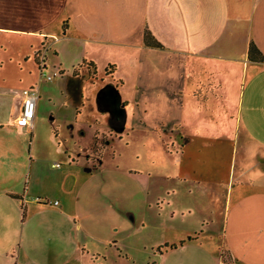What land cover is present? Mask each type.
<instances>
[{
  "label": "crops",
  "instance_id": "obj_1",
  "mask_svg": "<svg viewBox=\"0 0 264 264\" xmlns=\"http://www.w3.org/2000/svg\"><path fill=\"white\" fill-rule=\"evenodd\" d=\"M8 34L32 40L23 88L0 102V264H223L221 245L264 264V0H0V45ZM85 61L96 79L75 74ZM3 68L0 99L13 91ZM48 82L67 99L58 123ZM26 88L36 118L18 128ZM89 132L91 150L107 144L81 172ZM124 135L171 141L174 161L155 154L172 172L104 163Z\"/></svg>",
  "mask_w": 264,
  "mask_h": 264
},
{
  "label": "rangeland",
  "instance_id": "obj_2",
  "mask_svg": "<svg viewBox=\"0 0 264 264\" xmlns=\"http://www.w3.org/2000/svg\"><path fill=\"white\" fill-rule=\"evenodd\" d=\"M30 38L25 37L24 35H17V34H8L3 43L0 45L2 46L0 48V56L3 57L2 60H0V63L2 61V63L4 64V68L2 70L3 73H6L9 78L11 79L9 81L10 85L9 87L13 88V91H11L10 93L8 92L6 96H2V98L0 99L1 105L6 106V111L10 108L9 105V100L10 97H12L14 95V93L18 90L23 88L22 86V82L20 81V79L22 78L20 75V71H19V67L17 66V60L22 56V53H26L27 50L31 51L30 46H28L27 42H29ZM44 52V51H43ZM42 53V52H41ZM42 58V56H41ZM22 65H25L22 63ZM23 67V66H20ZM87 69L89 72V77L91 78H97L98 76L95 75V77L93 76V72H94V68L91 67L89 65V63L86 64H82L81 66L77 67L75 69V74L78 76H83V73H81L83 71V69ZM131 68L128 64H124L123 68H121L120 73H117V75L119 76L120 74L123 73H127L130 74ZM88 77V74H87ZM57 81V79L53 80L52 82ZM52 82H48L47 84H49V88H51V93H56L53 97V101L50 103L52 105H54V107H49L48 114L51 116V114L54 113V116L56 117L57 123L59 121H62L63 117L61 112L63 107L66 105L64 104V102L67 100L64 96L61 95H57V88L52 86ZM48 86V85H47ZM86 88V87H85ZM54 110L53 113H50L51 110ZM47 114V112H46ZM56 126V125H55ZM56 129V127H55ZM65 130V129H63ZM74 131L77 133V128H72L69 130H66L67 133L69 134H73ZM65 133V131H64ZM123 135V132H120ZM75 137L78 138V135H76ZM76 138V139H77ZM81 141L82 146L86 145L88 147V149L90 150V153H85L83 154V157L80 156L78 158H76V162L73 165V167L75 169L80 170L81 172L83 171V169L85 168V166L89 163V167H93L94 165H96L99 161L101 152H102V148L103 145L106 146L105 144H107V138H101L99 139V141H97V144L92 150L91 147L92 145V137H91V133L89 132V134L87 135V137H80L78 138ZM77 139V140H78ZM69 140V139H68ZM71 140L73 141V138H71ZM71 140H69L70 145H74V142H72ZM64 143V142H63ZM65 147H67L68 145L65 143L63 144ZM92 145V146H91ZM159 147H157L156 144H151L148 141L145 142H141L140 139H132L130 138L129 140H127V137L124 135L123 139H119L118 137H113L112 141L109 142L108 141V146H107V151H106V155H105V159H104V163L110 164V165H119L121 167H128L133 166L135 168H142L141 170L144 172L146 170H151L155 175L156 174H166L165 172L171 173L172 172V166L171 164H168L167 166L166 164V159L163 157L158 156V154H155V150H159V148H163V149H169L170 151H172L174 154V159H173V155L169 157L173 159V161L175 160V156L177 155L176 152V148L173 147V144L171 143V141H169V143L167 142H162V140L159 142ZM160 149V150H161ZM157 150V151H158ZM227 152V150H226ZM94 154V155H93ZM89 156V162L87 163L86 159L87 156ZM95 156L94 159H91V156ZM54 162H59L60 164L62 163V167L57 168L56 170L62 169L65 165L66 162L64 159L61 158H57V159H53L50 164L54 163ZM60 166V165H59ZM50 167V166H49ZM67 168V167H66ZM173 170H174V166H173ZM175 181L176 180H172ZM45 202H47L48 204L50 203V201L45 200ZM58 202V201H57ZM55 203V202H54ZM59 203V202H58ZM151 229V228H149ZM144 234H148L146 236L147 237L151 236L150 239H155L157 237L160 236V230H149L148 232H144ZM145 238V237H144ZM220 252L224 253L225 256V261L223 260V264H235L234 260L232 258H228L227 254H226V249L224 247V245L220 247ZM138 255V254H137ZM151 263V262H150Z\"/></svg>",
  "mask_w": 264,
  "mask_h": 264
},
{
  "label": "built area",
  "instance_id": "obj_3",
  "mask_svg": "<svg viewBox=\"0 0 264 264\" xmlns=\"http://www.w3.org/2000/svg\"><path fill=\"white\" fill-rule=\"evenodd\" d=\"M39 92L37 88H26L22 91L23 105L20 115L16 118L18 128H32L36 118L37 100ZM56 163L54 166H59ZM55 204H58L56 201Z\"/></svg>",
  "mask_w": 264,
  "mask_h": 264
},
{
  "label": "trees",
  "instance_id": "obj_4",
  "mask_svg": "<svg viewBox=\"0 0 264 264\" xmlns=\"http://www.w3.org/2000/svg\"><path fill=\"white\" fill-rule=\"evenodd\" d=\"M144 42H145V45H147L149 47H153V48H161V47H163L161 45V43L152 34V32L149 31V30H145V33H144ZM47 45L48 44L45 43V45H44V49L45 50H47V48H48ZM259 54L260 53L258 51L257 46L252 43L251 46H250V50H249V56L251 57V59L257 60V59H259ZM41 56H42V53L41 52H39V54H37V56H36L37 57V62H39V63H40V60H41ZM86 63H89V65L94 68V72H93L94 75L93 76L95 77V75H96V66H95V64H93L91 62H86V61L83 62V64H86ZM112 70H113V66H111V71ZM111 71H108V73L111 74L112 73ZM94 79H96V77ZM193 239H195V238H190V240H193ZM225 249H226V254H227L228 258H232L231 254L227 250V248H225ZM221 259H222V261L223 260L225 261L224 253H221Z\"/></svg>",
  "mask_w": 264,
  "mask_h": 264
}]
</instances>
